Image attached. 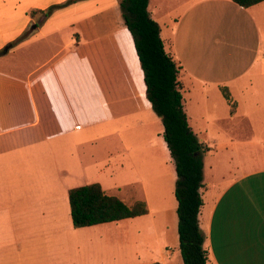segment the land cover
<instances>
[{
    "label": "crops",
    "instance_id": "0c3cea01",
    "mask_svg": "<svg viewBox=\"0 0 264 264\" xmlns=\"http://www.w3.org/2000/svg\"><path fill=\"white\" fill-rule=\"evenodd\" d=\"M67 1L36 0L24 17ZM121 1L72 2L20 44L36 37L59 43L27 77H11L24 84L12 93L30 110L10 123L0 118V264H115L111 230L131 221L155 236L153 257L132 264H184L176 163L147 98ZM148 9L182 66L188 123L210 148L199 215L208 264H264V163L243 164L232 151L249 146L243 130L264 142V1L245 8L233 0H150ZM17 32L0 30V48ZM225 129L234 134L212 135ZM100 144L102 158L95 154ZM95 182L129 206L144 200L148 213L75 227L69 190Z\"/></svg>",
    "mask_w": 264,
    "mask_h": 264
},
{
    "label": "trees",
    "instance_id": "16d2710c",
    "mask_svg": "<svg viewBox=\"0 0 264 264\" xmlns=\"http://www.w3.org/2000/svg\"><path fill=\"white\" fill-rule=\"evenodd\" d=\"M77 0H68L39 11L49 17L54 9ZM150 0H122L120 7L125 24L131 32L139 63L144 73L147 98L164 125V139L176 163L178 179L175 195L178 200V234L184 264H208L206 235L200 228L199 215L203 205L204 156L210 148L200 141L188 123L184 109L179 74L182 66L165 49L159 23L151 17ZM248 8L264 0H233ZM12 44L3 49L7 53ZM0 50V51H1ZM224 97L235 108L228 87L222 86ZM69 201L75 227L117 222L148 213L144 200L127 205L121 198L108 195L99 182L69 190ZM145 264H162L153 261Z\"/></svg>",
    "mask_w": 264,
    "mask_h": 264
},
{
    "label": "rangeland",
    "instance_id": "374dc122",
    "mask_svg": "<svg viewBox=\"0 0 264 264\" xmlns=\"http://www.w3.org/2000/svg\"><path fill=\"white\" fill-rule=\"evenodd\" d=\"M35 1L36 0H0V30L2 31L3 36L5 35V33H12L16 30L18 31L17 33H13L14 35L12 39L10 41H7L6 44H4L0 48L1 50L7 44H12V47L7 53H4L2 50L0 51V118L2 117L3 122L5 123L20 120L22 118L21 115L25 112H28L31 106L29 102H27L26 105H21L22 101L19 100V98H17L15 95H13L12 91H24L26 90V88L25 86H23L24 84H20L22 85V87L20 88L18 86L19 84L17 82H13L11 77H27V75L33 69L42 65V63L46 61L48 55H50L54 51H58L59 43L57 41H54L53 43H51V45H49L46 44L44 40H41V37H36L25 45H20L23 43V41L20 43L17 42V39L25 32V30L28 29L29 24L32 21H39L42 19L41 25H43L46 21L43 14L39 11H35L33 13L31 11H25L27 15H30V17H24L23 9L28 8L32 4V2ZM48 1H50V4H48L47 6L57 3V0ZM6 3H9L8 8L6 7ZM10 8H12L13 10V12L11 11L13 13L12 16H10ZM61 8L63 7L54 9V12ZM81 10L82 7L80 8V11ZM19 23L21 25L18 30L16 27ZM260 23L262 31L264 33V19L260 20ZM58 59L59 58L54 60L51 65L53 66L55 63H57ZM48 67L43 68L40 73L46 70ZM57 69L58 68L56 67V75ZM15 102H18V104H15ZM14 109H18V112H14ZM161 126L162 129H164L162 122ZM156 130H158V127ZM151 132H154V129H152ZM233 134L234 132H229L226 129L212 132V135L220 138L229 137ZM241 134L244 140L247 139L249 146H237L238 149L232 147V151L237 150L238 152H236V155L239 158L241 157V155H243L241 157L244 162H242L243 164L255 165L259 164L260 162L264 163V142L260 143V141L255 137L258 135V132H256V134L254 132L253 134L251 130H243ZM141 140H144V138H142ZM95 154L97 155V157L102 158L105 155V148L101 144L100 146L98 145L95 149ZM225 154H227V151ZM116 224L118 225L113 226V229L111 230L114 232H111V234H113L114 236L115 264H132L136 261H143V259H147L149 254L152 255L151 257H153V255L155 254L153 251V244L155 239L153 233H150L148 230L144 229L138 221ZM149 249H151V251H149ZM124 253L126 258H130V261L125 260ZM176 254H179L178 247L176 248ZM154 259L159 260L158 258Z\"/></svg>",
    "mask_w": 264,
    "mask_h": 264
},
{
    "label": "water",
    "instance_id": "95a60500",
    "mask_svg": "<svg viewBox=\"0 0 264 264\" xmlns=\"http://www.w3.org/2000/svg\"><path fill=\"white\" fill-rule=\"evenodd\" d=\"M44 19H46V17H44ZM42 24V19L39 21H32L29 24V27L27 30H25V32L17 39V42H22L27 40L29 37H31L40 27V25Z\"/></svg>",
    "mask_w": 264,
    "mask_h": 264
}]
</instances>
